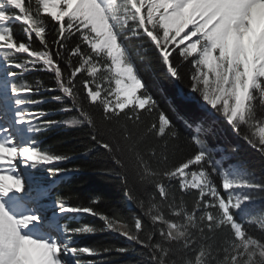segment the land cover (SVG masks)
I'll return each mask as SVG.
<instances>
[{"label": "snow or ice", "instance_id": "1", "mask_svg": "<svg viewBox=\"0 0 264 264\" xmlns=\"http://www.w3.org/2000/svg\"><path fill=\"white\" fill-rule=\"evenodd\" d=\"M137 59L197 112L169 97L171 114L162 107ZM50 101L58 107H42ZM56 129L76 131V143L43 146ZM220 135L236 138L231 154L210 145ZM83 172L118 181L138 213L101 210L102 194H58L47 215L51 188ZM257 199L264 0H0V264H111L135 251L76 243L107 233L147 249L148 264H264V208L248 207ZM88 215L100 224L79 222Z\"/></svg>", "mask_w": 264, "mask_h": 264}, {"label": "trees", "instance_id": "2", "mask_svg": "<svg viewBox=\"0 0 264 264\" xmlns=\"http://www.w3.org/2000/svg\"><path fill=\"white\" fill-rule=\"evenodd\" d=\"M16 29L17 36L23 35L21 27L17 24L14 25ZM131 43H135L132 41ZM135 58V57H134ZM137 66L139 67L141 73L148 80L150 90L158 99L161 100V106L165 109L169 110L171 114V110L167 103H165V98H171L172 102L175 106L181 111L195 114L197 109L193 105L187 104L182 97L178 94L177 87L169 80H167L163 74L162 70L159 66L153 62V68L155 72L153 74L152 69H146L145 64L140 60H136ZM36 77H40L45 84H51L52 81L49 77V74L44 72H32L27 76L28 80H33ZM44 96L51 95V93H42ZM44 108L49 107H58V105L53 104L51 101L45 105H42ZM53 119H61V116H54ZM177 126L180 128L182 137L181 140L177 142L178 148L182 149L184 147V136L188 134V130L184 128L182 124L177 122ZM78 133L76 131L56 129L53 132L47 134L45 137H41L43 141V146L52 145L53 148L57 151H63L65 148L69 147L72 144H75L76 141L73 139L77 136ZM236 142V138L232 135H220L218 138H211L209 140L210 145H221L226 152L230 153V148L233 143ZM103 151V150H101ZM217 158L221 155L220 152L215 153ZM242 156L243 158L248 160L249 167L259 169L261 167L258 154L253 150L247 148V146H243L242 148ZM236 157H233L232 161L227 163L235 162ZM76 163V161H73ZM67 166V165H64ZM46 174V173H45ZM259 174V173H258ZM50 180V179H49ZM70 195V194H78L80 199H73L72 203L79 202H88V197L92 194H102L105 197L103 203H99L96 207L100 208L105 212H112L115 209H119L123 212L124 215L131 218L132 213H138V209L127 205L124 201L123 190L119 186L118 181L107 182L105 178H102L92 172H83L73 174L70 180L66 182L59 183L51 188L50 191V201L54 203L57 195ZM249 209L252 211H256L264 208V199H257L253 201L249 206ZM66 220L70 224V227L76 226L78 220L79 222L89 223V224H100V221L95 217L90 215L84 216L82 218H78V220H69L66 217ZM76 243L78 245L84 244H114V245H126L135 248L134 252L128 253L126 255H118L113 253L111 256L107 257L111 261V264H148V261L144 256L139 255V253H147V249L141 248L139 245H130V242L123 239L120 236H117L112 233H107L103 235H95V236H81L76 238ZM96 259H101V257H97Z\"/></svg>", "mask_w": 264, "mask_h": 264}, {"label": "rangeland", "instance_id": "3", "mask_svg": "<svg viewBox=\"0 0 264 264\" xmlns=\"http://www.w3.org/2000/svg\"><path fill=\"white\" fill-rule=\"evenodd\" d=\"M47 204V203H46ZM48 205V204H47Z\"/></svg>", "mask_w": 264, "mask_h": 264}]
</instances>
